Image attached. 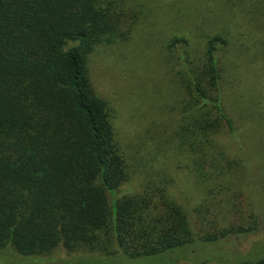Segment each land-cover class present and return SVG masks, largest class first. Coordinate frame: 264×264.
<instances>
[{
  "label": "trees",
  "instance_id": "1",
  "mask_svg": "<svg viewBox=\"0 0 264 264\" xmlns=\"http://www.w3.org/2000/svg\"><path fill=\"white\" fill-rule=\"evenodd\" d=\"M142 15L130 0H0V259L155 257L259 230L255 203L232 200L237 221L222 225L203 205L197 235L166 179L119 194L135 169L90 62L100 46L129 40ZM231 44L224 31L169 44L183 89L176 148L213 187L237 164L216 140L238 138L224 107L221 52ZM224 264H264V254Z\"/></svg>",
  "mask_w": 264,
  "mask_h": 264
},
{
  "label": "rangeland",
  "instance_id": "2",
  "mask_svg": "<svg viewBox=\"0 0 264 264\" xmlns=\"http://www.w3.org/2000/svg\"><path fill=\"white\" fill-rule=\"evenodd\" d=\"M130 3L143 12L136 32L126 42L100 46L90 62L95 88L115 109L117 132L135 169L119 194L166 179L171 195L189 213L197 235L203 230L198 211L203 205L209 208L206 216L222 225L237 221L231 212L232 200L244 207L255 203L259 230L210 244L198 241L188 251L171 250L155 257L98 255L93 259L89 253L69 255L62 250L55 256L61 258L28 263L12 254L2 257L0 264H224L264 254V0ZM216 31L231 35V46L221 52L224 107L238 127V138L226 131L216 135L226 155L237 164L213 187L196 176L189 156L176 148L174 134L183 89L169 44L175 35L188 36L196 43ZM221 186L224 190L216 188Z\"/></svg>",
  "mask_w": 264,
  "mask_h": 264
}]
</instances>
